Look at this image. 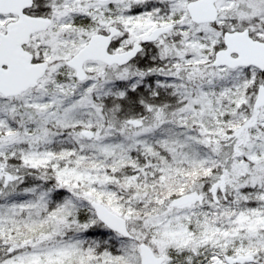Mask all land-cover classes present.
I'll return each mask as SVG.
<instances>
[{
  "label": "snow or ice",
  "instance_id": "1",
  "mask_svg": "<svg viewBox=\"0 0 264 264\" xmlns=\"http://www.w3.org/2000/svg\"><path fill=\"white\" fill-rule=\"evenodd\" d=\"M0 264H264V0H0Z\"/></svg>",
  "mask_w": 264,
  "mask_h": 264
}]
</instances>
